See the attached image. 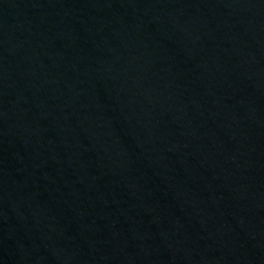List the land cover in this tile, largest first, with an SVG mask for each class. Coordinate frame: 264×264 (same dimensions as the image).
I'll return each instance as SVG.
<instances>
[{
  "label": "water",
  "instance_id": "water-1",
  "mask_svg": "<svg viewBox=\"0 0 264 264\" xmlns=\"http://www.w3.org/2000/svg\"><path fill=\"white\" fill-rule=\"evenodd\" d=\"M0 264H264V0H0Z\"/></svg>",
  "mask_w": 264,
  "mask_h": 264
}]
</instances>
